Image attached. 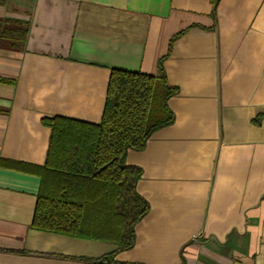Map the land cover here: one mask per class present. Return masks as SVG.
<instances>
[{
    "label": "crops",
    "instance_id": "crops-1",
    "mask_svg": "<svg viewBox=\"0 0 264 264\" xmlns=\"http://www.w3.org/2000/svg\"><path fill=\"white\" fill-rule=\"evenodd\" d=\"M0 18L28 29L21 48L0 40V264L116 250L32 226L43 118L98 123L112 69L160 61L175 119L126 154L150 208L112 264H264V0H6Z\"/></svg>",
    "mask_w": 264,
    "mask_h": 264
},
{
    "label": "trees",
    "instance_id": "trees-1",
    "mask_svg": "<svg viewBox=\"0 0 264 264\" xmlns=\"http://www.w3.org/2000/svg\"><path fill=\"white\" fill-rule=\"evenodd\" d=\"M27 31L25 22L0 18V40L12 47H23ZM161 63L157 75L113 68L98 123L43 118L51 136L45 164L34 167L41 184L32 226L116 245L94 264H112L117 251L133 247L136 224L149 211L136 190L142 170L125 157L175 119L168 100L178 89L167 82Z\"/></svg>",
    "mask_w": 264,
    "mask_h": 264
}]
</instances>
